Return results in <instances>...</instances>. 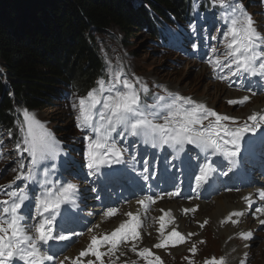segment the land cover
<instances>
[{"label":"rangeland","instance_id":"rangeland-1","mask_svg":"<svg viewBox=\"0 0 264 264\" xmlns=\"http://www.w3.org/2000/svg\"><path fill=\"white\" fill-rule=\"evenodd\" d=\"M137 1L139 3L143 2V0ZM237 2L241 3L244 9L251 15L252 19L256 22L258 31L264 33V0H237ZM198 3L199 5L204 4L205 9L204 12L200 11L199 5L196 2L195 8L197 11V19H199L200 24H195V33L190 27L193 24L188 21H181L180 26H175L174 22L176 18L174 15L170 17L171 22L166 20L161 21V23L164 24L163 30H165L168 35V39L165 41L154 36L147 29H134L128 33L117 25L110 26L108 30L102 33H95L94 36L96 38L95 41L97 42L98 50L107 65L106 78L103 77L100 79H105L106 84L110 83L112 81V73L122 70L124 75L121 79H127L134 84L137 91L140 92L141 101L149 106V110L153 108V105H157L154 112H161L162 114L159 119L155 120L156 123L164 122L163 115L167 113L164 112L159 105L171 102L168 96L169 92L183 97H190L197 103H201L203 100H209L210 103L207 105L208 108L219 114L229 115L237 122L239 120L246 121L248 119L247 114L254 108L256 99L249 98L248 101L244 102L246 104L242 106L238 103V105L242 107L240 111H237L236 107L229 106L225 102L245 97L244 92L236 90L239 86H249L252 89L254 86L253 91H251L254 92L255 90L259 95H263L262 89H264V81L261 79L255 81L257 78H251V76H247V74H245L243 79L232 76L226 66L227 61H224L225 66L223 67H218L216 69L212 67L209 60L214 61L217 57H222L225 51L224 35L228 25L220 18V13L222 12L220 7L214 6L211 1H199ZM7 14H10V12H5L0 6V20H5V15ZM220 25L223 26L222 30H219L221 28ZM219 26L220 28L217 29ZM213 47L218 49L216 53L212 52L211 49ZM201 70L204 75L201 74ZM234 70L233 66V71ZM0 71L3 75L5 74V68L1 63ZM217 84H219V87ZM141 85L148 88L149 91L147 94L141 91ZM116 87L122 91L126 90L120 83H117ZM222 87L226 88V94L235 91L240 94V96L232 97V95L229 98H227L228 96L225 94L217 96L215 94L216 88L221 89ZM60 90L64 91L65 88H60ZM155 94L158 95L157 98L164 97L165 99H147L149 95ZM104 95L106 96L108 93ZM74 98H76L75 102L78 105V98L83 97L71 92L58 98L57 101L53 100L52 105L48 107L23 110V122L24 112L27 110L29 113L34 114L35 117L46 126L54 140L58 142L56 147L59 154L49 163L51 165H54L60 159L84 161L82 157L87 150V142L84 137L89 135V132L77 127L76 116L78 114V109H73L71 106ZM262 100H264V97H262ZM97 107L101 108L100 105ZM260 114L264 115V111H261ZM146 115H148L149 119H153L151 114L146 113ZM98 119L99 117L97 116L96 120L98 121ZM24 125L26 128L25 123ZM122 127L123 126H119L117 130L112 133V137L117 142V147L126 149L121 164L123 169L128 173L130 183L134 188L133 190H135L136 186L146 187L156 176L164 175L170 176L171 178L174 176L176 180L175 183L178 186V188H173L170 194L179 192V195H176V197H178V199H182V196L188 198H183L185 201H189L190 192L207 194L206 198L208 202H212L210 199L213 197L217 199L228 195L240 196L241 194L244 195L243 197L255 194L256 198L259 199L257 193L258 187L255 186V184L260 183L257 180V178L260 177V175L257 174L258 171L251 172L248 178L249 182L247 183L240 185L226 184L229 179H232L234 168L231 167V170H229L230 164L225 161L221 155L214 153L212 149L204 153L194 145H185L184 150L178 152L176 155L174 152L175 149L168 145L152 147L150 140L149 142H145V146H143L140 144L142 136H132L126 130L121 131ZM14 140L15 139L11 140L8 128L0 126V201L10 200V197L6 194L7 192L18 191L20 188L24 187L25 181L17 180L16 177L21 175L22 172L26 174L27 169L31 166V157L28 152L23 150L26 145L24 148L19 145L20 147L18 148ZM205 155H207V159H205ZM253 157L257 158L264 166V150L259 149L257 155ZM251 158L250 155L242 156L244 161ZM145 161L147 162V172L144 171ZM197 162H201L202 164ZM205 163L212 165V167L216 169L217 181L213 187L214 190L210 193L208 190H205L204 185L198 188L196 184V177L199 176V169L203 167ZM21 164L24 165L23 169L20 167ZM225 172H227V175H223ZM242 173H248V169L244 168ZM144 175L148 177L147 180L143 178ZM43 176H45L44 172ZM262 178H264V175ZM104 187L105 186H103V188ZM246 187H249L252 193H246V191H248H244ZM103 188H101V190ZM126 196H128L127 190L123 191V197ZM134 196V193H132L129 199H132ZM170 196L172 197L173 195ZM233 200L235 201L237 199L235 198ZM25 204L26 206L29 205L27 201ZM261 204H263L264 207V201H261ZM104 209L107 210L106 207H104ZM127 210L129 211V207ZM21 211L22 214L24 212H29V208L24 207ZM153 211L156 210L148 208L147 212L150 214L156 213ZM253 211H255V209L252 210V212ZM116 216H120V211L117 212ZM250 216L254 217L255 222L259 219V216L255 214H251ZM105 217L106 216L103 218ZM123 218L124 215L122 219ZM194 218V215L191 216L192 221H194ZM237 219V217H232V220ZM37 220L38 218L35 216V211L31 207L26 222L32 223ZM100 220L99 223H101ZM167 220V222H169L168 217ZM87 222L88 220L84 218L83 222L80 224L84 225V223ZM223 225H225L224 227H229L227 225L235 226L230 220ZM116 226L119 225L116 224ZM208 226V224H203L201 230L196 232L183 230L180 226L172 227V229L168 231L172 232L175 230L184 235V242L175 245L169 244L166 247L158 248V250H154L155 254L153 253L152 257L159 256L160 264H206V261H210L213 257L218 260L220 258H225L226 264H264V257L262 259L260 258V256H264V226H259L254 230L252 239H242L243 242L241 244L227 251L224 245H227L226 243L229 244L231 239L235 241L236 238H240V234L231 236L230 238H227V236L221 238V232L216 227ZM147 228H149V224ZM147 228L144 232L141 227V230H138L140 232V238L138 239L139 243L137 245L139 246L136 247V252H140L146 247L150 249L156 248L155 245L147 242V237L151 235V231H148ZM159 228V223H156V229L153 233L157 234ZM97 229L98 227H96V230ZM107 232L109 231L102 233L105 234ZM190 233L193 235L189 236ZM94 236H99V232H94ZM164 238L165 235L162 236L159 243H161ZM85 241L86 238L80 243L83 244ZM154 241L157 242L158 240L154 239ZM193 246L196 248L195 253L191 251ZM245 246L247 249H245ZM241 248H243V250L250 251L251 249L255 251L254 257L251 258L249 253H247L245 256L243 255L242 259L237 258L235 254L237 250L239 251ZM99 251L103 254L100 258L103 260L108 253L104 252L102 247L99 248ZM119 252L120 250L118 251V255L111 254L109 261L119 256ZM228 252L232 253L229 254ZM233 253L235 254L231 256ZM73 255L69 256V259L65 260L64 264H73V261L77 259V256ZM229 255L231 257H229ZM169 258L171 261L167 263ZM243 259L244 261H242ZM86 260L93 261V264H100V260L91 254ZM126 261L129 263L132 262V264L133 262H135V264H147L138 254L137 257L132 254L131 258ZM80 262L83 261L79 259L78 264Z\"/></svg>","mask_w":264,"mask_h":264},{"label":"snow or ice","instance_id":"snow-or-ice-1","mask_svg":"<svg viewBox=\"0 0 264 264\" xmlns=\"http://www.w3.org/2000/svg\"><path fill=\"white\" fill-rule=\"evenodd\" d=\"M214 6L222 9L220 18L228 25L224 35V49L222 57H217L209 63L214 69L223 67L224 61H227V68L232 76L243 79L245 74L251 77H259L264 81V33L258 31L256 22L251 15L244 9L237 0H211ZM193 32L196 31V25L190 26ZM213 53L218 51L213 47ZM234 66V71H233ZM111 71V70H110ZM124 75L123 71L112 73V81L106 84L105 79L97 81V88H93L87 93L86 97L78 98L79 104L73 99L72 108L78 109L76 116L77 127L81 130H87L89 135L84 139L87 142V150L84 153L87 160V168L90 170L89 175H95L99 172L100 167L108 164H120L123 162V155L126 149L117 147V142L112 137V133L119 126H123L121 131H128L132 136H142L145 138L143 142L151 141V146L168 145L177 152L183 151L185 145H194L207 153L212 149L214 153L222 155L230 162V168L238 163V157L241 152V142L248 133H255L264 125V115L253 114L248 117L243 125L230 126L227 122L232 121L233 117L222 115L208 108L203 103H197L190 97L179 96L178 94L168 93L171 102L161 104L159 107L167 114L163 115V123H156L161 112H150L149 106L141 101L140 92L132 82L127 79H121ZM227 78V77H218ZM117 83L123 85L125 91L116 87ZM141 91L148 93V88L141 85ZM108 93V95H104ZM164 100V97H158ZM249 100L248 96L242 100H230V104L244 103ZM100 105L101 108L97 106ZM156 108L157 105H153ZM149 113L153 119H149ZM99 117L98 121L96 117ZM215 118L211 120L210 118ZM205 121H208L205 124ZM24 123L26 128L22 127L24 133L23 149L28 152L31 157V166L17 176V180H24L39 184L43 189L39 196H34L36 214L39 217L37 221L32 223L26 222L29 216L31 205L25 204L29 201L28 186L18 191H10L6 194L10 200L0 201V264H50L55 260V253L49 254L46 246L49 241L59 240L66 241L68 236L56 234V217L60 213L61 206L66 203L75 204V197L78 193V186L74 183H67L66 186H51V182L46 178L50 174L51 169L45 170V179H38L37 170L41 161L54 159L59 153L57 144L46 126L35 117L34 114L27 110L24 112ZM250 143V142H249ZM19 148L20 146L17 145ZM66 155V154H65ZM207 159V155H205ZM65 168L67 169L69 161L65 160ZM20 167L23 169L24 165ZM54 167V166H53ZM216 169L212 165L205 163L199 169V176L196 177L197 187L200 188L209 182V178ZM144 171L147 172V162H144ZM227 175V172L223 173ZM148 179L146 175L143 176ZM170 195H179V192ZM259 199L264 201V190L258 192ZM244 200L251 206L252 200L244 197ZM149 203H154L152 197H146L138 201L145 209ZM28 207L29 212L22 214V208ZM187 211H195V209H185ZM258 212L264 213V207L257 209ZM118 212L116 208H109L104 213L106 217L115 216ZM245 213L242 211H234L228 217L233 224L238 223L232 220V217H241ZM131 217L130 220L120 223L110 234H105L98 239L92 236L91 243L85 251L79 253V257H85L91 254L100 260V264H104L100 259L103 255L99 248L105 245H111L110 251L115 254L118 245L128 240H138L141 227V219L134 216L131 212L126 213ZM160 233L163 235L166 226L165 217L160 218ZM207 223V221H205ZM264 224V220L260 221ZM203 226V225H201ZM98 227V226H97ZM79 235V234H77ZM193 234H189L191 236ZM240 236L249 240L252 239L253 233L248 231L241 233ZM184 235L173 230L166 239L155 245L156 248H163L169 244L175 245L183 243ZM133 252H136V246L133 245ZM195 253V246L191 249ZM143 257L147 264H159L160 257L155 256L149 259L153 253L148 248H144L138 253ZM79 257L73 264H78ZM69 259L68 257L64 258ZM56 264H64L63 260L56 261ZM88 264H93L89 261ZM115 264V262H113ZM135 264V262H133ZM206 264H226L225 258L219 260L213 257Z\"/></svg>","mask_w":264,"mask_h":264},{"label":"trees","instance_id":"trees-1","mask_svg":"<svg viewBox=\"0 0 264 264\" xmlns=\"http://www.w3.org/2000/svg\"><path fill=\"white\" fill-rule=\"evenodd\" d=\"M0 6L10 12L0 20V126L22 148L24 109L48 107L71 92L85 96L106 78L95 33L117 25L163 39L161 21L195 14L192 0H0Z\"/></svg>","mask_w":264,"mask_h":264},{"label":"bare ground","instance_id":"bare-ground-1","mask_svg":"<svg viewBox=\"0 0 264 264\" xmlns=\"http://www.w3.org/2000/svg\"><path fill=\"white\" fill-rule=\"evenodd\" d=\"M201 74L204 75L202 70H201ZM259 79L260 78L257 77V79L255 81H259ZM217 86L219 87V84H217ZM236 90L244 92L245 96H248L249 98L256 99V101L254 102V108L251 110L250 113L247 114L248 117L250 115L257 114V113L260 114L261 111H264V100H262V97H264V89H262L263 95H259L257 92H252L253 89L250 88L249 86H239L238 88H236ZM215 94L217 96H221V95L225 94L226 96H228L227 98H229L232 95H233L232 97L240 96V94L236 93L235 91H231L230 93L226 94V88L225 87H222L221 89L216 88ZM231 99H235V98H231ZM240 100H242V98L237 99V101H240ZM251 101H249V102H251ZM201 103H203L207 106V105H209L210 101L209 100H203V102H201ZM225 103L228 104L229 106L236 107L237 111H240L242 109L241 106L243 104H246V103H240L241 106H239L238 104H235V105L230 104L229 101H226ZM210 119L214 120L215 118L213 117ZM246 121L248 123L249 122L251 123V121H248V119ZM246 121H243V120H239L238 122L235 121V124H233L232 121H228L227 123L230 124V126H239V125H243ZM207 123H208V121H205V124H207ZM14 143H15V140H14ZM261 145L264 146V125H262L261 128L258 129L255 133L246 134L244 137V140L241 142V152H240V155L238 157V163L236 166L233 167L235 176H237L239 178L238 179L239 184L249 182L248 181L249 175L251 174V172H253L255 170H259V171L264 172V166L261 164V162L257 158L253 157V156L257 155V153L259 152V148ZM243 155H250L252 158L247 160V161H244L242 159ZM222 158L225 159L223 156H222ZM197 163L202 164L201 162H197ZM228 163L230 164L229 161H228ZM108 165H111V166L106 167L103 170L102 173H104V175L106 173L107 174L113 173L115 170H117V172H120L122 170V167H123L121 163L120 164H108ZM105 166L106 165H104L100 168H103ZM244 168L248 169V173H246V174L242 173L244 171ZM241 173L243 174L242 177H240ZM55 175H57V172H54L53 177ZM123 176H125V174H123ZM173 178H174V176H173ZM171 179L172 178H167L166 181L171 180ZM82 180H84V179H82ZM216 181H217V177H216V172L214 171L209 178V182L207 184H204V186H206L207 190H209V189L213 188V184L216 183ZM81 183L86 184L87 181H82ZM76 185L78 186V188L81 187L79 184H76ZM161 185H162V187L166 186V182L161 183ZM162 187H161V189H162ZM250 187H252V186H250ZM261 187H263V190H264V180H263V184H261ZM246 190H248V191H246ZM244 191H246V193H247V192H250L251 190L249 189V187H246ZM250 193H252V192H250ZM203 194L204 193L196 192L197 196L189 198V201H185L183 199H181V200L175 199V198H163V197L156 198V199H158V201L156 202L158 204L153 205V203L148 202L149 208L151 207L152 209L156 210V211H153V212H156L154 214L148 213L147 212L148 208L145 209L143 207V205H140L138 203V201L132 202V203H130L132 205L129 206V211L127 209H125L124 212H123V210H121L120 216L119 217L111 216L110 218L112 220H110L109 222L114 223L113 230H115L117 227H119V226H116L115 224L120 225V223H122L124 221H128L131 219V217L127 216L126 213L131 212L134 216H139L141 219V229L143 232L146 230V228L148 227V224H149V228H147V230L151 231L150 232L151 235L147 237V242L149 244H153V245H156L157 243H159V240L162 239L163 235H165L164 239H166L167 236L169 235V233H171L168 230H171L172 227L174 228V227L180 226V228L183 230H190V231L196 232V231L201 230V225L208 224L209 225L208 227H210V226L216 227L221 232L220 233L221 238H223L225 236H227V238H230L231 236H237L238 234L246 233L248 231H251L253 233L254 230L257 229L259 226H264V224L260 223L261 220H264V213L257 211L258 208L263 207V204H261L260 199L256 198L255 194L247 196L252 200L251 206H249V204L244 200L243 194H241L240 196L228 195V196H224L221 198L212 199V200H210L212 202H207L204 199L206 197V195L205 194L203 195ZM106 198L108 199V203L106 205L103 204V206L105 205L104 207L109 209L111 202H110L108 196ZM235 198L237 200L234 201L233 199H235ZM152 199H155V198H152ZM92 209H93V207H92ZM142 209H143V211H142ZM185 209H195V211L194 212L193 211L185 212ZM254 209H255V211L252 212V210H254ZM234 211H242L245 214L241 217H237L238 218L237 221H239V222L234 224L235 226L227 225L229 227H224L225 225H223V224L228 221V217ZM251 214H255V215L259 216V219L257 222H255L254 217L250 216ZM123 215H124V218L122 219ZM193 215L195 216L194 221H192V219H191V216H193ZM158 216H159V218L161 216H164V217L167 216L169 218V222H167L168 221L167 217L165 218L166 226H165L163 235H161L160 230L158 231L157 234L153 233V231L156 229V223H159V227H160V219L158 221ZM106 218L107 217H105L104 219H106ZM104 219H101L100 222L101 223L104 222ZM205 221H207V223H205ZM78 224L80 226H82L80 223H78ZM222 225H223V227H222ZM141 229L139 228L138 230H141ZM94 232L98 233L99 228L97 230H96V228H94L86 237L82 238L81 240L86 238V241H85V243L81 244L80 246L89 245L91 243L92 236H94ZM109 232H107L105 234H110ZM105 234L101 233L100 238H102ZM100 238H98V239H100ZM154 239H156L158 241L156 242V241H154ZM242 239H243L242 237L236 238L235 241L233 239H231L232 241L230 240L229 244L225 242L227 245H224V246H226L224 248H226V251L228 249L232 250V249H234L233 247H236L237 245H239L243 242L244 239L243 240ZM49 243L51 245H53L54 247L57 246V242L55 240L49 241ZM138 243H139L138 240H135V239L128 240L126 242H122L118 248V251L120 250L119 256L114 257L111 261H109L110 256H109V254H107V256L103 258L104 264H113V262H115V264H130V263L132 264V262L129 263L126 260L131 258L132 254H134L137 257V254L139 253V251L133 252L131 249H132L133 245H135L136 247L139 246V245H137ZM80 246H76L73 249V251L69 253L68 257L72 256L73 254H74L73 256L79 257V255H77V254L79 253ZM263 247H264V245H263ZM87 248H88V246L86 247V249ZM146 248H148V247H146ZM243 248L239 249V251L237 250V253L236 254L233 253L231 256H233L235 254V256L237 258L242 259L243 255L245 256V254L249 253V256H251V258L254 257L255 251H253L251 249H250V251L243 250ZM148 249H150V248H148ZM245 249H247L246 246H245ZM154 250H158V248L150 249V251L152 253H154ZM61 252H59L58 254H55V255L60 256ZM228 253L230 254L232 252H228ZM88 256L79 257V259L81 261H83V262H80L79 264H88V262L91 261V260H86ZM231 256L229 255V257H231ZM263 257H264L263 255H262V257L260 256L261 259ZM154 258H155V256L149 257V259H154ZM142 259L145 260L143 257H142ZM56 261L57 260L55 259L53 262H50V264H56ZM170 261H171V259L169 258L167 260V263H169ZM242 261H244V259ZM99 263H100V261H99ZM196 263H197V261H196ZM159 264H160V262H159Z\"/></svg>","mask_w":264,"mask_h":264}]
</instances>
